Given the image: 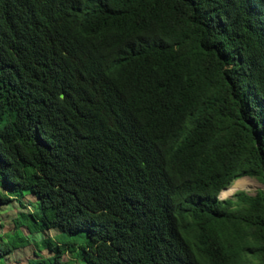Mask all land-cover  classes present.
I'll use <instances>...</instances> for the list:
<instances>
[{
	"label": "trees",
	"instance_id": "obj_1",
	"mask_svg": "<svg viewBox=\"0 0 264 264\" xmlns=\"http://www.w3.org/2000/svg\"><path fill=\"white\" fill-rule=\"evenodd\" d=\"M244 177L264 0H0V207L35 196L85 264H264V190L219 199Z\"/></svg>",
	"mask_w": 264,
	"mask_h": 264
},
{
	"label": "rangeland",
	"instance_id": "obj_2",
	"mask_svg": "<svg viewBox=\"0 0 264 264\" xmlns=\"http://www.w3.org/2000/svg\"><path fill=\"white\" fill-rule=\"evenodd\" d=\"M244 182L237 186L236 191L226 197L219 199L236 201L239 192H245L255 196L264 190V182L257 179L244 177L236 179L230 187L238 181ZM37 198L32 194L25 198H14V200L0 207V247L11 248V254L4 260L6 264H52L51 258L56 254V247L61 246L65 254L62 261L66 264H85L77 256L79 246L85 242L83 234L69 236L57 229H45L40 227L37 214ZM24 207H23V206ZM36 212V213H35ZM77 243L76 252L70 253L69 248ZM15 248V249H14ZM51 248H55L51 250Z\"/></svg>",
	"mask_w": 264,
	"mask_h": 264
},
{
	"label": "bare ground",
	"instance_id": "obj_3",
	"mask_svg": "<svg viewBox=\"0 0 264 264\" xmlns=\"http://www.w3.org/2000/svg\"><path fill=\"white\" fill-rule=\"evenodd\" d=\"M242 183H244V182H242V180L241 181H238L235 186H233L231 188H228L225 191H223L222 194H221V196H220L221 199H225L226 197H229L230 195H232L236 191L237 186H239Z\"/></svg>",
	"mask_w": 264,
	"mask_h": 264
}]
</instances>
